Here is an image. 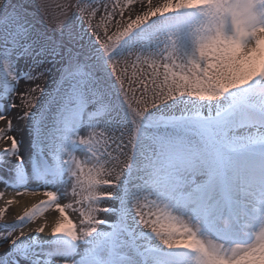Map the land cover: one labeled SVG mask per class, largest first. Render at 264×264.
<instances>
[{
  "label": "rangeland",
  "instance_id": "rangeland-1",
  "mask_svg": "<svg viewBox=\"0 0 264 264\" xmlns=\"http://www.w3.org/2000/svg\"><path fill=\"white\" fill-rule=\"evenodd\" d=\"M135 1L142 3L144 12L137 13L130 8ZM242 2L247 6L246 0H191L185 2L183 9L178 11L168 9L157 13L146 9L153 8L152 0H0V11L14 9L26 24L29 33L27 41L13 42L0 32V74L3 69L8 71L11 74V85L15 80L20 84L25 79L35 80L29 77L37 72L44 73L45 68L51 73L42 100L33 111L24 105L25 110L20 108L16 112L28 114L20 118L21 121H26L27 132L23 137L16 135L14 120L8 135L23 141L25 156L22 162H17L12 156L9 165L13 166L8 167L3 163L5 159L1 158V154L8 153L0 150V177L4 181L22 185L33 194L39 189L46 192L49 198L52 197V201L45 203H63V209L70 212L68 217L75 223L77 232L81 228H96V233L78 240L74 245L76 249L71 257L78 264L89 260L90 249L98 234L111 233L114 226L120 228L114 255L107 256V246L96 249L97 255L108 258L109 264L118 262V256L127 258L118 264H142L147 259L144 252L146 248L158 247L166 252L173 251L147 240L142 234L144 230L150 229V218L143 201L154 200L161 185L172 181L187 182V178L191 180L193 176H183L185 179L182 180L176 176V172H165L160 161L163 158L157 155V147L169 143L181 145L198 142L206 158L212 157L220 166L227 167L233 162L226 156L219 160L218 148L223 145L232 150L244 145V139H249L243 132L230 133L227 125L221 128L222 123L216 124L215 120L219 110L229 108L233 97L253 90L235 86L230 76L224 75L225 51L214 50L210 54L208 49H204L203 43L215 30L223 29L235 18L234 9L243 8ZM249 4L255 10L248 15L246 26L250 27V31L256 30L264 41V0H252ZM21 11L27 16H23ZM58 21H62L59 26ZM37 26L42 29L43 34L35 28ZM142 26L148 28L147 37L122 42L131 31ZM25 43L30 44V51L26 52ZM116 43L119 50L112 56H105L106 51L113 49L112 46ZM6 53L10 55V60L4 58ZM78 54L86 57V61ZM19 59L25 60L22 63L26 67L19 66L22 63L15 61ZM109 60L116 65V73L109 66ZM76 68L80 69L82 75L77 79L67 78L68 70ZM61 71L66 76L62 80L59 79ZM103 71L111 78H107ZM87 72L95 77L103 75L110 80V86L120 91L124 97L118 100L109 95ZM121 72L123 83L116 79V75ZM80 80L83 82L78 83ZM74 86L79 87L88 103L71 125V132L66 133L63 116L75 106L70 99ZM0 88L4 92L6 85L2 87L0 83ZM89 93L96 94L97 98L93 99ZM28 96L29 93L25 98ZM212 97L221 98L223 104L214 108L209 104ZM121 102L127 105L128 110L133 111L130 114L132 117L151 114L167 120L169 124L154 129L143 128L134 137L133 127L120 119ZM6 103L8 102L3 100L0 102V115L7 117L6 110H11L13 103L9 102L8 108ZM103 108L110 112L105 115L110 127L107 130L98 128L95 145L89 146V151L94 154L92 167L88 173L78 170L79 178L73 181V172L67 175V161L72 151L80 150L83 146L77 139L81 120L89 117L91 111ZM262 109L264 99L251 96L244 104L231 110L224 122H230L238 112L262 118ZM6 121L7 119H0V126ZM136 123L138 122L134 125ZM254 128L263 130L264 125H253L252 129ZM8 146L10 142L0 140V149ZM39 158H47L49 161L46 164L37 163ZM118 159L122 160L115 179L108 172H99V165L107 169L108 164L117 163ZM48 168L54 169L56 174L49 176L46 172ZM159 171L163 172L158 173ZM102 194H112V197L103 200L100 199ZM125 195L126 202L119 204L121 196ZM102 207L107 211L102 210ZM36 213L38 209H34L28 216L33 223ZM2 215L0 210V218ZM98 220L103 221V225L98 226ZM37 227L35 225L33 228V237L39 235ZM237 227L233 223L230 231L233 233ZM13 230L7 228L4 233L11 236ZM255 235V231L247 229L241 234V238H253ZM33 237L26 239L25 244L33 248L36 264H53L55 260L63 259L58 253L66 244L71 243L65 233L56 238L55 246H41ZM261 238L264 240V227ZM235 244L239 245L232 243ZM250 244H245L247 247L242 250L234 249V252L229 249L231 244H218L204 263L254 264L262 256L259 254L261 251ZM188 246L183 250L194 248L191 244ZM53 250L57 252L54 253ZM228 252L234 254L227 256ZM202 258L204 257L200 256L196 260L202 261ZM147 264L156 263L148 260Z\"/></svg>",
  "mask_w": 264,
  "mask_h": 264
},
{
  "label": "bare ground",
  "instance_id": "bare-ground-1",
  "mask_svg": "<svg viewBox=\"0 0 264 264\" xmlns=\"http://www.w3.org/2000/svg\"><path fill=\"white\" fill-rule=\"evenodd\" d=\"M189 1L191 0H152L153 8L146 9L149 11H156L157 13L159 10L168 9L178 11L183 7L185 2ZM249 1L252 2V0ZM249 1L246 0L247 6L242 2L244 5L243 8L239 10L238 8L234 9L235 18L230 22L231 24L229 23L221 30H215L213 34L209 35V37L204 40L203 43L204 49H206V51L208 49L209 51L207 52L210 54H212L214 50L225 51L223 65L225 66L224 72L226 74L224 75L230 76L231 82L235 86L245 89L249 88L256 91L257 86L264 85V41L256 30L250 31V27L246 26L248 15L250 16L255 10L254 7L252 8L250 6ZM140 3L141 2L136 1L132 2L130 8L135 9L137 13L144 12L143 8L145 9V7ZM239 5H241V2ZM4 58L7 60L11 59L10 55H7V53ZM15 61L22 63L25 60L21 61L19 59ZM24 65L25 64L23 63L19 64V66ZM43 74L44 76L38 80L35 79L28 81L25 79V81H20L21 84L18 83L19 81L15 80L13 81V84L10 85V81L12 80L10 79L11 74L4 69L1 71L0 83L2 84V87L6 85V88L8 89V93L5 95V90L3 92L0 88V91L2 92L0 93L1 98L3 102H8L6 103L7 108L9 102L13 103V107L11 110H6L7 121L4 125L0 126V128L7 126L8 120H12V122L15 120L16 128L14 133L21 137L24 136L27 132L25 128L26 121H21L14 117L18 116L16 112H18L20 108L23 110L26 109L24 108V105L29 106V110L33 111V108L42 100L51 77L50 71L46 68ZM224 77L225 79L227 78V76ZM19 84L18 91H16ZM33 88L35 91H30ZM27 93H29V96L22 101L21 96L23 95L25 97ZM89 94L93 99L97 98L96 94ZM29 97L32 98L30 103L28 99ZM255 97L259 98L260 96L256 95ZM95 103L96 102H93V104ZM209 104L213 105L215 108L216 106L223 104V102L221 98L212 97L210 98ZM207 109L210 110V107H207ZM107 123V117H104L103 119L83 117L81 120V130H79L80 133L77 136V139L80 141L79 137H84L89 140V143L83 144L80 150L72 151L70 158L67 161V175H70V173L73 172V181H76L79 178L78 170L88 173L91 169V163L94 161V154L89 150L91 145H95V135L93 136L90 134L93 132L95 134L98 133V128H104V130H107V128L110 127ZM257 124L264 125V115L262 118H256L245 112L236 113L235 117L227 124V131L230 133L239 131L243 132L245 136H249L247 137L249 139H244V145L246 148L227 152L232 155L233 159L242 157L235 167L236 170L229 173V180L221 174V170L216 166V161L211 158L206 159L203 156L201 149L195 144L183 145V147L177 150L176 153L170 152V148H168L169 145L160 149V152L162 151L160 154L163 158V160L160 161L162 162L163 168L166 169L165 172L168 174L169 171L172 173L176 172V176L181 177L182 180L185 179L183 176L186 175H191L193 178L191 180L187 178V182L183 183H177L175 181L167 184L165 183L160 186L154 200L143 201L144 205L147 207V212L150 218V222L148 221L150 229L144 230L147 240L154 241L155 243L157 242L159 246H163L152 231L153 228H159L172 238L185 241L184 244L178 246L180 251L189 247V244L193 245L194 249L198 251V254L203 255L204 258H202V261H196L194 257L192 258V262L196 261L197 264H206L204 263V261H206L205 258L213 253L214 247L218 244L224 245L213 239V237L217 235V232L213 230L214 225L218 224L223 218L210 223L205 221V219L202 220L201 217H197L195 214L196 212L193 210L194 206L192 204L178 203L175 196L170 195V190L173 186H177L181 192H190L197 185L207 182L210 174H213L216 198L222 199V194L225 192L230 195L229 199L234 201L233 207H236L235 216L238 223L241 225L240 230L235 233L236 237L238 238L241 232H245L247 229L250 232L255 231L256 235L250 245H253V247H256L257 250L261 251L259 254L262 258L257 262L255 261L254 264H264V240L261 238V231L264 227V179L261 178L262 170L260 169L261 166H264V129L260 130L254 128V131L252 126ZM16 140L18 143L17 149L14 153L8 152V150L5 149L8 154H1V158L3 160L5 159V162L3 163L7 164L8 167L13 166L9 165L12 161V156L16 159V156L18 155L20 157V162L23 161L25 156L23 154V141H21L20 138H16ZM126 158L127 157H125V159ZM121 160L122 159H118L116 160L117 163L114 162L111 165L108 164L107 169L99 165V172H108L110 176L112 175V178L115 179L118 176L117 169ZM160 172L163 171H159L158 173ZM36 192L37 193L33 194V192L28 189H16L15 185L12 183H5L0 178V210L3 211L1 223L6 225L3 230L0 226V230H2L0 233H4L7 226L16 224L17 229L11 233L10 238L18 237L23 233L26 237H22L21 239L25 242L26 239H29L34 235L33 228L35 225L38 226L37 229L44 225L45 228L39 232V235L36 238L37 242H46L54 238L47 233L50 232L51 227L55 225L58 218L62 216L68 218L70 212L63 209V203L44 204L39 208V215L36 219L35 225L23 224L22 221L26 217V212L41 199H46L48 196L46 192L41 191L40 189ZM238 203L249 209L252 208L253 212L251 215L260 214V218L257 221L249 219L248 216L245 215L244 210L237 208ZM102 210L106 211L103 207ZM72 219H74V217H72ZM99 221L100 220L97 221V225H99ZM4 247H6V245L1 244L0 251H2ZM245 247L247 246L232 245L229 249H232L234 252L235 250H242ZM164 251L165 250L156 247L153 250V253L158 255ZM232 254L234 253L228 252L227 256H231ZM149 260L156 263L153 256L149 257Z\"/></svg>",
  "mask_w": 264,
  "mask_h": 264
},
{
  "label": "snow or ice",
  "instance_id": "snow-or-ice-1",
  "mask_svg": "<svg viewBox=\"0 0 264 264\" xmlns=\"http://www.w3.org/2000/svg\"><path fill=\"white\" fill-rule=\"evenodd\" d=\"M83 11V9H81ZM66 15V13L64 14ZM62 21H58L57 24ZM0 32H2L8 40L13 42L17 41H27L28 39V28L24 24L15 10H4L0 11ZM25 50L30 51V44L25 43ZM108 52L106 51V55ZM109 66L113 69V72H117L116 65L109 60ZM38 73V75H37ZM35 75L30 76V79H40L44 76L43 72H37ZM79 68L75 70L69 69L66 73L67 78L77 79L81 76ZM116 79L123 83L122 81V72L116 75ZM80 80L78 83H82ZM18 91V90H16ZM30 91H35L31 89ZM8 89L5 88V95H7ZM259 95L264 99V85L257 86V90L253 92H246L238 94L233 97L232 104L228 109L219 110L217 112V117L215 120L216 124H221L227 119L229 112L238 106L244 104L251 96ZM25 97L22 95L21 100L23 101ZM29 103L31 102V97L28 98ZM70 99L74 102V107L68 109L63 116V126L66 133L71 132V125L75 120L78 119L80 113L84 110V107L88 103V100L82 95L79 87L74 86ZM13 107V105H11ZM264 111V109H262ZM28 114L20 113L15 119H20L26 117ZM13 118V119H14ZM0 119H7L6 116L0 115ZM211 120V118H208ZM12 127V120H8L6 128L0 129V140H6L10 142V147H4L0 150L7 149L9 152L14 153L17 149V140L13 135H8L9 130ZM90 135H95L91 133ZM82 144L89 143V140L84 137H79ZM17 162L20 161V157L16 156ZM216 188L214 185V175L210 174L209 180L203 184L197 185L190 192L184 193L179 191L177 186H173L170 190V195H174L178 203H190L194 206L193 210L205 220H218L220 218L228 219L232 215L233 205L227 199H217L215 196ZM112 194H107L105 198H111ZM107 211V210H106ZM103 223V221H99ZM45 228L44 225L41 228L37 229V232L42 231ZM66 229H71L70 231H65ZM119 226H114V229L111 233H99L96 241L93 243L92 248L90 249V258L87 262L81 261L79 264H109L107 258L101 255H97L96 249L101 248V246H107L108 257H112L115 253L116 245V236L119 232ZM152 231L155 233L157 239H159L160 244L166 249H174L182 244L185 241L180 239H174L170 235L166 234L159 228H153ZM65 233L69 237L70 244H66L65 248L59 255H62L63 259H57L53 264H78L77 261L72 259L71 254L75 251L74 245L78 240H83L85 237L91 236L95 232V229L92 228H81L79 232L76 231L75 223L69 222V219L66 217H60L57 219L55 225L51 227L49 233L50 236L55 237L57 234ZM22 237H26L21 233L18 237L10 238V234L0 233V244L6 245L2 251H0V264H36L35 253L33 248L29 244H25L22 241ZM153 259L156 261V264H173L169 259L164 258L163 253L154 255Z\"/></svg>",
  "mask_w": 264,
  "mask_h": 264
}]
</instances>
